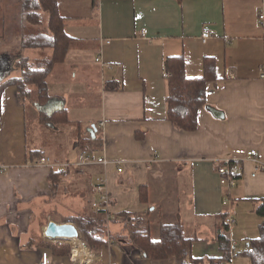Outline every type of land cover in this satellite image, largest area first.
Returning <instances> with one entry per match:
<instances>
[{
  "label": "crops",
  "instance_id": "1",
  "mask_svg": "<svg viewBox=\"0 0 264 264\" xmlns=\"http://www.w3.org/2000/svg\"><path fill=\"white\" fill-rule=\"evenodd\" d=\"M57 4L72 43L47 76V102L30 104L31 132L27 104L18 102L16 87L6 86L0 98V264H37L43 250L50 252L51 264H69L42 242L55 243L44 235L49 221L74 224L81 239L77 224L65 221L75 215L106 221L107 242L94 249L92 264H174L142 257L111 238L125 235L118 216L123 211H148L152 239H158L161 224L179 223L184 236L193 238L194 257H220L215 236L229 209L222 206L226 198L235 220L229 226V263L251 264L241 252L245 240L259 236L264 220L254 212L257 199L264 198V172L251 176L249 160L251 149L264 160V82L258 78L264 23L257 18L264 0ZM204 27L211 33L205 42ZM173 55L183 56L190 77L203 74L205 58L215 60L192 131L177 129L168 119L164 60ZM63 108L71 123H49L46 117ZM78 136L88 140L87 151L77 144ZM81 152L119 160L122 170L70 165L52 191L48 175L57 169L33 164L41 156L72 163ZM226 157L243 162V174L231 189L220 184L214 161ZM98 178L105 180L106 200L97 191ZM92 203H100L103 212Z\"/></svg>",
  "mask_w": 264,
  "mask_h": 264
},
{
  "label": "trees",
  "instance_id": "2",
  "mask_svg": "<svg viewBox=\"0 0 264 264\" xmlns=\"http://www.w3.org/2000/svg\"><path fill=\"white\" fill-rule=\"evenodd\" d=\"M21 6L26 22L32 27H38L36 32L21 36V47L36 49L40 53L34 57L19 56L14 61V66L19 69L20 73L7 76L0 81V98L6 86L14 85L17 89L19 103L25 104L31 101L32 104L41 105L50 97L47 76L55 65L63 62L72 38L64 30V19L59 12L57 0H22ZM39 10L46 15L44 24L40 19ZM203 69L201 76L190 77L184 72L183 56L165 57L164 70L168 73L167 114L169 121L177 129L192 131L197 127L198 111L205 105L206 81L214 78L215 60L213 57L205 58ZM46 119L49 123L58 126L71 123L67 119L64 108L54 111ZM73 125L76 130L82 126L80 123ZM87 141L85 137L78 136L77 144L81 150L87 151L85 150ZM34 153L36 156L40 155L39 150ZM62 174L59 170L49 172L48 178L52 191H55L62 182ZM257 201L256 212L264 218V198H258ZM118 216L125 228V235H111V238L124 245L132 246L142 257L151 260L171 259L174 264H227L231 260L229 226L225 222L224 212L220 216L221 223L215 236L222 256L205 258L192 255L193 238L184 236L179 223L161 224L158 239H152L147 219L148 211H123ZM65 221L77 224L82 242L92 250L107 242L104 236L106 234L104 218L75 215L66 218ZM245 242V248L241 253L250 259L251 264H264V220L259 224V236L249 238ZM42 245L57 256L68 257L70 254V245L67 243L46 241L42 242Z\"/></svg>",
  "mask_w": 264,
  "mask_h": 264
},
{
  "label": "built area",
  "instance_id": "3",
  "mask_svg": "<svg viewBox=\"0 0 264 264\" xmlns=\"http://www.w3.org/2000/svg\"><path fill=\"white\" fill-rule=\"evenodd\" d=\"M257 18L260 22L264 23V5L260 9L257 14ZM145 29L141 30V33H145ZM211 37L210 30L204 27L201 31L200 38L203 42H205L208 38ZM264 39V37H263ZM100 63L101 66L104 64L100 61V58L95 59ZM165 76H168V73L165 72ZM258 78L264 82V59L263 62L259 66L258 70ZM249 160L253 166L251 176H255L258 172H264V160L260 158L257 151L255 149H251L249 151ZM217 164V172L219 175V182L222 186L227 187L228 189L236 186L238 178L243 174V162L241 160H237L235 158H215L214 160ZM34 165L37 166H47L49 168H56L61 173H65V170L68 166H85L91 164H102L104 166L107 165H115L117 167V171H121L122 167L120 166L121 162L119 160H111L104 156L92 157L86 153H80L76 161L72 163H57L50 159L49 156H41L33 162ZM1 173V170H0ZM97 191L102 195L101 200H106V196L104 194V178H98ZM230 198H226L222 201V206H227L229 209L224 211L226 217L225 222L228 226H231L234 223V218L232 217V212L230 211ZM93 208L96 212H100L102 210V205L100 203H92ZM54 242L59 243H68L70 245V254L68 256L69 264H92L96 259L97 255L88 246H86L82 240L78 238L72 239H62L56 238L52 239ZM233 246V245H232ZM231 246V247H232ZM232 257V256H231ZM37 264H51L50 252L47 250H43L40 255V260ZM230 264V263H227Z\"/></svg>",
  "mask_w": 264,
  "mask_h": 264
},
{
  "label": "rangeland",
  "instance_id": "4",
  "mask_svg": "<svg viewBox=\"0 0 264 264\" xmlns=\"http://www.w3.org/2000/svg\"><path fill=\"white\" fill-rule=\"evenodd\" d=\"M21 2L22 0H0V81L10 75H19V69L14 66V61L19 56L34 57L38 56L36 54L37 52H40L36 49L21 47V36H25L33 31L36 32L38 28L32 27L26 22L22 12ZM39 11L41 12H39L41 15L40 19H42V24H44L46 15L41 10ZM26 104L28 132H31L34 122V111L30 105L31 101H27ZM68 149H73V152H76L74 148L68 147Z\"/></svg>",
  "mask_w": 264,
  "mask_h": 264
},
{
  "label": "water",
  "instance_id": "5",
  "mask_svg": "<svg viewBox=\"0 0 264 264\" xmlns=\"http://www.w3.org/2000/svg\"><path fill=\"white\" fill-rule=\"evenodd\" d=\"M215 113H219V112L215 111ZM44 235L50 239H56V238L72 239V238H78L79 232L76 226L72 223L69 222L57 223L54 221H49L44 229Z\"/></svg>",
  "mask_w": 264,
  "mask_h": 264
}]
</instances>
